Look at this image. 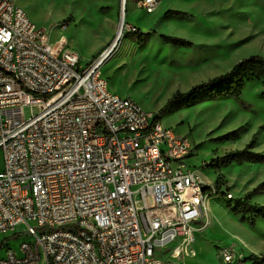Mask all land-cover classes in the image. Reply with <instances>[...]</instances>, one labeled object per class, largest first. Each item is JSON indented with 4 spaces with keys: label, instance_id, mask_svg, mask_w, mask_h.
I'll use <instances>...</instances> for the list:
<instances>
[{
    "label": "built area",
    "instance_id": "2783aa9c",
    "mask_svg": "<svg viewBox=\"0 0 264 264\" xmlns=\"http://www.w3.org/2000/svg\"><path fill=\"white\" fill-rule=\"evenodd\" d=\"M113 48L82 65L67 36L0 0V233L23 236L0 264H194L156 243L181 236L194 254L208 196L194 146L109 90L100 69ZM14 106L32 113L14 124L2 113Z\"/></svg>",
    "mask_w": 264,
    "mask_h": 264
},
{
    "label": "rangeland",
    "instance_id": "374dc122",
    "mask_svg": "<svg viewBox=\"0 0 264 264\" xmlns=\"http://www.w3.org/2000/svg\"><path fill=\"white\" fill-rule=\"evenodd\" d=\"M13 1L32 21L67 36L82 65L110 45L121 22L120 0ZM132 1L136 19H128V5L122 35L100 72L110 91L131 98L144 110L157 113L173 92L186 90L190 81H205L251 54L264 56V0H158L151 13L145 12L142 0ZM167 10L183 11L185 15L167 14ZM153 19L156 22L146 27ZM176 27L180 32L171 31ZM151 30L155 34L143 36L138 42V31ZM161 34L185 38L191 45L164 43ZM2 113L17 124L32 109L14 106ZM169 115L161 122L190 140L194 154L188 161L200 167L209 188L205 190L208 196L202 215L193 221L194 254L189 253L190 246L183 238L176 236L164 247L157 240L161 257L194 264H255L246 260L253 254L259 258L258 264H264V221L255 218V227H251L227 207L247 194L251 203L264 205V163H232L218 170L206 165L216 156L244 148L251 139L253 151L264 154V85L249 80L239 100L215 97ZM232 130L237 138L220 140ZM22 237L4 240L0 233V242L15 247ZM168 248L170 252H164ZM229 249L241 258L225 262L222 253Z\"/></svg>",
    "mask_w": 264,
    "mask_h": 264
},
{
    "label": "trees",
    "instance_id": "16d2710c",
    "mask_svg": "<svg viewBox=\"0 0 264 264\" xmlns=\"http://www.w3.org/2000/svg\"><path fill=\"white\" fill-rule=\"evenodd\" d=\"M166 13L176 16L185 15V12L179 10H167ZM151 34H155L154 30L149 32L138 31V42H140L141 37L150 36ZM160 38L164 43L174 46L188 47L191 45L190 41L181 37L161 34ZM249 80L258 81L264 85V56L251 54L237 61L229 70L223 73L194 84L187 90H176L159 108L156 116L159 120H162L178 110L215 97H231L239 100L242 90ZM237 137V132L232 130L221 136L220 140H230ZM253 146L254 141L251 139L244 148L231 150L221 156H216L206 165L209 168L218 170L232 163L242 164L246 161L264 163V154L253 151ZM207 188L209 187L205 186V189ZM227 207L235 215L245 218L251 227H255V218H261L264 221V205L251 203L250 194L236 199L233 205L227 204ZM4 240H7V238H4ZM2 245L3 243L0 242V247ZM246 260L253 261L255 264L260 263L259 258L253 254L249 255Z\"/></svg>",
    "mask_w": 264,
    "mask_h": 264
},
{
    "label": "bare ground",
    "instance_id": "6f19581e",
    "mask_svg": "<svg viewBox=\"0 0 264 264\" xmlns=\"http://www.w3.org/2000/svg\"><path fill=\"white\" fill-rule=\"evenodd\" d=\"M129 2H130L129 0H120V6H121V22H120L119 26L116 29L115 36L113 37V40L111 41L110 45L108 47H106L107 50H109L111 47H115L117 41L120 39V37L122 35L123 22L126 19V11H128L127 10V6L129 4ZM171 31L180 32V29L176 27V28H172ZM250 248H254V247H250Z\"/></svg>",
    "mask_w": 264,
    "mask_h": 264
},
{
    "label": "crops",
    "instance_id": "0c3cea01",
    "mask_svg": "<svg viewBox=\"0 0 264 264\" xmlns=\"http://www.w3.org/2000/svg\"><path fill=\"white\" fill-rule=\"evenodd\" d=\"M164 2V1H163ZM129 6L128 7H130V12L128 13V19H136V17H135V15H132V10H134L135 9V3L132 1V0H130V2H129V4H128ZM128 9V8H127ZM128 12V11H127ZM153 22H156V19L154 20H149L148 21V23L146 24V27H148V26H150L151 24H153ZM142 27H144V26H142ZM204 81V80H203ZM198 82H192V81H190V83H188L187 84V87L185 88L186 90L188 89V88H190L192 85H194V84H197ZM167 116H170V115H167ZM166 116V117H167ZM168 126V125H167ZM172 127V126H171Z\"/></svg>",
    "mask_w": 264,
    "mask_h": 264
},
{
    "label": "water",
    "instance_id": "95a60500",
    "mask_svg": "<svg viewBox=\"0 0 264 264\" xmlns=\"http://www.w3.org/2000/svg\"><path fill=\"white\" fill-rule=\"evenodd\" d=\"M202 190H205V186L202 188Z\"/></svg>",
    "mask_w": 264,
    "mask_h": 264
}]
</instances>
